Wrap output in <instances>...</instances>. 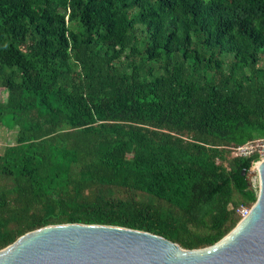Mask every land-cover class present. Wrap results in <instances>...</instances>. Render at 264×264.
<instances>
[{"label": "trees", "instance_id": "1", "mask_svg": "<svg viewBox=\"0 0 264 264\" xmlns=\"http://www.w3.org/2000/svg\"><path fill=\"white\" fill-rule=\"evenodd\" d=\"M0 125V249L62 223L210 246L257 197L233 149L264 137V0H0Z\"/></svg>", "mask_w": 264, "mask_h": 264}, {"label": "water", "instance_id": "2", "mask_svg": "<svg viewBox=\"0 0 264 264\" xmlns=\"http://www.w3.org/2000/svg\"><path fill=\"white\" fill-rule=\"evenodd\" d=\"M251 176L257 197L249 213L210 246L185 249L147 231L62 223L20 235L0 249V264H264V159L249 169Z\"/></svg>", "mask_w": 264, "mask_h": 264}, {"label": "built area", "instance_id": "3", "mask_svg": "<svg viewBox=\"0 0 264 264\" xmlns=\"http://www.w3.org/2000/svg\"><path fill=\"white\" fill-rule=\"evenodd\" d=\"M233 150V153L240 157H249L251 155L257 154L258 159L253 161L250 168L254 170L256 169V165H258V163H260V161L264 159V137H258L247 141L241 145L236 146ZM253 178H255L256 181L254 182L257 183V178L255 176ZM249 211L250 207L247 206H241L238 209L241 218L245 217L249 213Z\"/></svg>", "mask_w": 264, "mask_h": 264}, {"label": "rangeland", "instance_id": "4", "mask_svg": "<svg viewBox=\"0 0 264 264\" xmlns=\"http://www.w3.org/2000/svg\"><path fill=\"white\" fill-rule=\"evenodd\" d=\"M6 93L3 92L1 96L5 98ZM16 130H9L5 126L0 125V151L7 145L13 144L15 142ZM254 177V176H253ZM249 177L254 188H257V183H255V178ZM255 181V182H254Z\"/></svg>", "mask_w": 264, "mask_h": 264}, {"label": "bare ground", "instance_id": "5", "mask_svg": "<svg viewBox=\"0 0 264 264\" xmlns=\"http://www.w3.org/2000/svg\"><path fill=\"white\" fill-rule=\"evenodd\" d=\"M257 166V165H256Z\"/></svg>", "mask_w": 264, "mask_h": 264}]
</instances>
